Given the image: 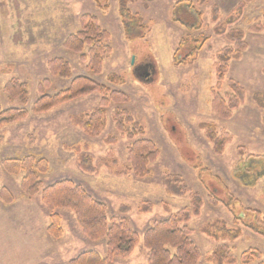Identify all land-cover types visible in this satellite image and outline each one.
Listing matches in <instances>:
<instances>
[{"label": "rangeland", "instance_id": "374dc122", "mask_svg": "<svg viewBox=\"0 0 264 264\" xmlns=\"http://www.w3.org/2000/svg\"><path fill=\"white\" fill-rule=\"evenodd\" d=\"M99 1L102 5L108 2L109 8H101L97 0H0V103L5 108L24 107L30 111L25 120L0 127L4 139L0 145V189L7 186L16 198L9 204L0 199V204L7 206L0 207V264H68L85 250L106 255L107 239L86 236L70 209H57L62 216L63 235L55 238L48 233L50 211L42 202L41 192L34 196L24 193V172L8 173L2 164L5 159L29 154L48 160L49 170L41 175L43 187L61 179L81 184L93 198L106 204L109 220L125 216L141 236L155 220L193 208L190 194L173 195L164 183L169 174L180 175L203 198L200 213L187 223L202 253L198 264H214L206 256L219 244L229 245L239 259L249 249L258 250L261 258L250 264H264V236L234 220L235 214L248 209L264 215V31L250 30L255 23L264 24V0H192L203 17L188 15L192 21L186 25L180 18L187 15L184 6L175 9L182 0L131 2L132 12H139L147 25L143 37L132 39L125 35L118 0ZM240 2L241 10L237 7ZM214 4L220 6V21L231 19L227 28H242L248 43L242 57L229 62L219 90L223 95L230 91L229 79L246 90L245 100L230 118H222L212 106L219 80L215 53L228 43L224 35L214 32ZM174 11L177 15L180 12L177 18L182 22L176 21ZM85 14L96 16L100 26L111 34L109 44L113 50L105 56L100 74L88 70L82 54L65 47L67 38L82 30ZM201 34L210 38L193 54L192 62L177 64L175 54L181 41L188 38L184 48H192L195 37ZM199 38L200 46L204 39ZM88 51L86 47L83 53L88 55ZM53 58H64L70 64L71 78L51 73L49 61ZM143 65L151 68V74L141 73ZM112 72L124 83H109ZM82 75L128 95L127 102H111L108 106L101 133L89 135L73 120L84 118L100 106V92L85 94L46 113L31 111L40 97L41 82L49 80L46 93L55 95ZM13 79L27 84L26 105L11 100L3 91ZM117 109L127 110L144 128V137L159 147L160 155L150 164L148 176L139 177L131 170L128 147L142 137L130 139L117 130L113 120ZM206 123L217 135H230L221 153L214 151L206 130L201 128ZM82 154L92 157L95 172L82 170ZM210 193L220 203H212ZM147 201L153 204L152 209L141 212V204ZM123 205L130 207L124 215L120 213ZM218 220H224L230 228L225 239H214L205 232ZM148 257L149 250L142 240L131 255L117 257L115 263L146 264Z\"/></svg>", "mask_w": 264, "mask_h": 264}, {"label": "trees", "instance_id": "16d2710c", "mask_svg": "<svg viewBox=\"0 0 264 264\" xmlns=\"http://www.w3.org/2000/svg\"><path fill=\"white\" fill-rule=\"evenodd\" d=\"M138 0H118L119 14L123 21L124 32L128 39L134 37H143L147 29L143 16L139 13H133L130 3ZM183 1V0H182ZM175 5V9H186L184 15H178L174 11V16L180 15L184 18V23L191 22L188 15L194 14L196 19L203 17V12L196 8L192 0H184ZM205 3L210 0H198ZM101 8H109V3L102 5L97 0ZM243 3L237 6L240 10ZM220 6L214 4L212 7V19L217 24L214 32L217 35H224L227 45L215 53L216 68L218 74V83L214 89V98L212 100L213 109L222 118H230L233 111L240 107L246 97L245 88L233 79L228 80L230 91L224 95L219 92L222 83L225 80V74L228 72L229 62L240 59L243 52L248 48L245 39V31L242 28H231L227 26L232 23L231 19L220 21ZM264 17V12H263ZM177 22L181 20L176 19ZM182 22V21H181ZM193 24V23H192ZM82 30L77 34L70 35L65 47L75 53L82 54V59L88 62V70L93 74L102 72L105 56L112 53V46L109 44L111 34L102 28L96 16L85 14L82 18ZM251 31H264V24L258 22L250 27ZM203 37V43L197 45ZM210 36L201 34L194 39L195 45L192 48L185 49L184 45L188 38H184L176 51V63L187 65L192 62L193 54L201 49ZM89 47L88 55L83 53L85 48ZM185 51V54H184ZM49 68L53 75L62 78H71L72 69L70 64L64 58H53L49 61ZM109 83L121 85L124 79L117 73H109ZM49 80H44L39 85L40 97L34 102L32 112L42 114L50 111L54 107L69 102L80 96L92 92H100L103 97L100 106L91 114L82 117H73L75 123L80 125L85 133L97 135L106 126V109L112 103H125L128 101V95L120 90L112 89L106 84H102L89 76L75 77L70 86L55 95L46 93ZM0 91L1 88H0ZM3 91L11 100H19L22 105L29 101V88L26 83L17 79L9 81ZM30 111L24 107H3L0 103V127L15 122L25 120ZM116 128L119 132L127 134L130 139L140 135L142 138L133 141L128 147V159L131 164V170L139 177H145L151 174L150 164L157 160L160 155L159 147L151 139L145 138L144 128L133 120L127 110H115L113 114ZM131 125V127H128ZM201 128L206 130L208 139L214 145V151L221 153L225 144L230 140V135L226 132L219 136L210 124H201ZM114 138V137H110ZM3 136H0V145L3 143ZM114 141V140H111ZM80 150V148H77ZM4 169L11 174L24 172L21 187L24 193L34 196L41 192L42 202L49 209L51 224L47 231L55 238L63 235L61 225L62 216L57 209H70L77 217L78 223L86 236L92 240L107 239L106 255L100 254L96 250H85L72 258L68 264H116L117 257H127L131 255L136 247L143 240L145 247L149 250L148 262L146 264H198L202 253L197 244L191 238L193 230L187 225L194 215L200 213L203 205V198L200 193L195 192L188 185L186 180L177 174H169L165 179V185L171 194L185 196L190 194L193 208H184L178 212H171L170 215L161 220H155L152 225L141 236L137 231L130 227L129 218L125 216L113 217L111 220L107 217V207L102 201L92 197V195L81 185L69 179L58 180L46 187H43L41 175L49 170L48 160L38 158L34 154L24 157L8 158L2 162ZM80 167L83 171L93 173L96 171L93 165V159L88 154H82L80 158ZM0 199L5 203H13L15 196L7 186L0 189ZM233 199V198H232ZM209 200L214 203H220V200L214 193L209 194ZM234 200V199H233ZM152 203L143 202L140 206L141 212H149L152 209ZM130 207L123 205L120 208L121 214H127ZM168 211H170L168 209ZM250 215L252 218L247 215ZM251 219V220H249ZM235 224H242L253 232L264 236V215L260 211L248 209L243 214L234 215ZM229 227L224 220H218L211 224L205 231L210 237L221 240L225 239ZM261 258L258 250L249 249L242 253L240 259L235 254L233 248L227 244L217 245L207 256L208 262L214 264H250Z\"/></svg>", "mask_w": 264, "mask_h": 264}, {"label": "flooded vegetation", "instance_id": "af4514ba", "mask_svg": "<svg viewBox=\"0 0 264 264\" xmlns=\"http://www.w3.org/2000/svg\"><path fill=\"white\" fill-rule=\"evenodd\" d=\"M151 68L147 67V65H143L141 68H140V71L143 75H147V74H150V70Z\"/></svg>", "mask_w": 264, "mask_h": 264}, {"label": "crops", "instance_id": "0c3cea01", "mask_svg": "<svg viewBox=\"0 0 264 264\" xmlns=\"http://www.w3.org/2000/svg\"><path fill=\"white\" fill-rule=\"evenodd\" d=\"M1 206L0 207H4V208H6L7 206L6 205H2V204H0Z\"/></svg>", "mask_w": 264, "mask_h": 264}]
</instances>
